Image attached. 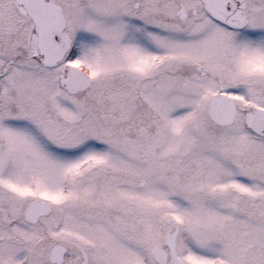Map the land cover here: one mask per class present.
I'll use <instances>...</instances> for the list:
<instances>
[{
    "label": "snow or ice",
    "instance_id": "6c2138e0",
    "mask_svg": "<svg viewBox=\"0 0 264 264\" xmlns=\"http://www.w3.org/2000/svg\"><path fill=\"white\" fill-rule=\"evenodd\" d=\"M0 264H264V0H0Z\"/></svg>",
    "mask_w": 264,
    "mask_h": 264
}]
</instances>
